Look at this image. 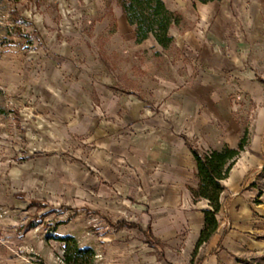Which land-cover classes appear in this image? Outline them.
<instances>
[{
    "label": "rangeland",
    "instance_id": "374dc122",
    "mask_svg": "<svg viewBox=\"0 0 264 264\" xmlns=\"http://www.w3.org/2000/svg\"><path fill=\"white\" fill-rule=\"evenodd\" d=\"M261 37L241 69L264 85ZM135 47L116 0H0V264H65L60 237L69 235L96 251L94 264H152V256L160 264L192 263L191 255L184 261L182 245L171 247L181 261L168 258V244L159 240L163 225L154 223L153 208L168 194L157 186L165 177L156 180L148 158L140 172L105 148L101 94L153 103L143 83L187 72L176 46L163 53ZM227 77L215 82L222 93L233 84L232 94L208 98L214 107L224 101L221 121L249 130L251 145L241 160L249 170L238 192L259 203L264 95L241 93ZM259 138L262 150H252ZM171 179L184 185L175 192L184 202L195 174ZM122 220L128 224L119 225ZM255 261L264 264V254Z\"/></svg>",
    "mask_w": 264,
    "mask_h": 264
},
{
    "label": "crops",
    "instance_id": "0c3cea01",
    "mask_svg": "<svg viewBox=\"0 0 264 264\" xmlns=\"http://www.w3.org/2000/svg\"><path fill=\"white\" fill-rule=\"evenodd\" d=\"M185 1L167 5L182 12L186 22H192L191 27L183 29L181 25L170 29V34L176 39L174 46L183 52L180 58L187 72L183 76L176 75L173 81L159 78L143 83L141 90L152 93L153 103H146L135 96L121 99L111 90V94H101L108 116L105 148L113 159L125 160L126 166L128 161L132 165L130 167L140 172L148 158L153 166L150 172L156 180L159 182L162 176L165 177L166 184L158 183L157 186L163 187L168 194L164 201L154 205L153 218L155 224L163 225L159 240L167 242L171 251V254L166 253L168 258L181 261L184 256V261H189L191 255V264H198L201 257L204 259L200 264H258L253 259L264 254V197L259 199V203H254L248 200L250 196L238 192L241 178L249 170V167L243 169L241 165V160L247 159L243 156L249 145L237 160L230 177L224 181L226 190L218 215L219 228L200 247L196 262L193 260L192 254L205 225L203 209L209 205L206 200L195 201L190 190L197 188L200 181L195 158L185 137L193 139L195 147L203 151L225 146L235 148L248 129L241 130L232 119L221 121L219 105L224 101L214 107V101L208 97L232 94L233 84H227L224 90L228 88L229 92L222 93L215 82L227 80V76L234 80L241 93L256 97L264 95V85L241 69L254 57L257 41L264 35V0L209 3L190 0V7ZM123 15L136 46L135 51L145 52L154 48L163 53L166 50L153 35L137 43L135 26ZM185 57L188 60L186 65ZM261 148V138L252 141V150ZM190 174H195V179L182 202L175 192L181 191L184 185L176 184L171 177ZM179 245H182L183 256L173 255L171 247ZM153 257H149V262L160 264Z\"/></svg>",
    "mask_w": 264,
    "mask_h": 264
},
{
    "label": "trees",
    "instance_id": "16d2710c",
    "mask_svg": "<svg viewBox=\"0 0 264 264\" xmlns=\"http://www.w3.org/2000/svg\"><path fill=\"white\" fill-rule=\"evenodd\" d=\"M209 3L221 0H198ZM117 4L127 16L131 25L135 26V40L141 43L150 36L164 48L174 46L176 39L170 34L172 27H179L185 22V16L180 11L172 10L165 0H116ZM186 141L196 162L199 186L190 188L194 200H206L208 207L203 209L205 225L192 254L193 260L200 247L208 242L219 228L218 215L222 210V195L226 190L224 181L230 177L237 160L250 143L249 131L246 129L237 147L225 146L222 149L203 151L196 148L188 137ZM128 224L126 220L119 225ZM65 242L63 261L65 264H94L96 251L92 247H81L76 237L69 235L60 237ZM204 257L198 259L200 264Z\"/></svg>",
    "mask_w": 264,
    "mask_h": 264
}]
</instances>
